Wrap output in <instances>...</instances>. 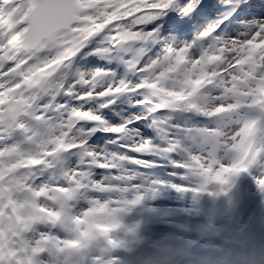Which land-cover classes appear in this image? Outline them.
I'll return each mask as SVG.
<instances>
[{
	"label": "snow or ice",
	"instance_id": "6c2138e0",
	"mask_svg": "<svg viewBox=\"0 0 264 264\" xmlns=\"http://www.w3.org/2000/svg\"><path fill=\"white\" fill-rule=\"evenodd\" d=\"M244 173L264 192V0H0V264H118L131 208Z\"/></svg>",
	"mask_w": 264,
	"mask_h": 264
},
{
	"label": "bare ground",
	"instance_id": "6f19581e",
	"mask_svg": "<svg viewBox=\"0 0 264 264\" xmlns=\"http://www.w3.org/2000/svg\"><path fill=\"white\" fill-rule=\"evenodd\" d=\"M243 182L241 175L233 177L230 179L229 185L224 186L223 189L220 186H213L210 190L214 194L209 195L206 193L205 197H201V195L198 197L194 196L191 192L181 193V197H179L181 200L175 202L181 207L178 213L176 212L178 208H160L155 206L158 202L157 200H153L151 197L145 198L141 204L134 206L123 215L132 216L125 218L121 223L122 228L111 235V237L114 236L116 238L115 241L120 246L112 250L106 258L116 257L118 264H144L145 258H150L152 249L168 235H174L172 233L175 230V233L193 237L195 240L192 245L183 239L176 238L188 253L189 264H191L203 251L221 245L224 236L229 235V232L233 230L231 227L234 226L233 223L237 219L236 214L240 212L238 194L243 189ZM165 193L175 194V192L167 189H165L163 194ZM127 198L131 200L134 196L129 194ZM211 207H215L217 210L221 208V211L211 212L209 211ZM142 210L144 212L152 211L153 214L157 215L155 217L157 221H163L170 217L180 225H172L173 228L169 232L163 226L154 225V219L145 221L139 218L138 214ZM130 221L134 222L131 223ZM209 223H212L215 227L213 232L210 233L205 229V226ZM197 227H200V233L197 231ZM103 242L107 243L102 238V242L99 240L95 244L92 253L94 256L99 255L106 249V247L102 246Z\"/></svg>",
	"mask_w": 264,
	"mask_h": 264
},
{
	"label": "rangeland",
	"instance_id": "374dc122",
	"mask_svg": "<svg viewBox=\"0 0 264 264\" xmlns=\"http://www.w3.org/2000/svg\"><path fill=\"white\" fill-rule=\"evenodd\" d=\"M242 180H244L243 189L238 194L239 195V203H240V212L236 214L237 219L235 221L234 226L231 227L233 230L229 232V235H237V236H250L254 237L262 242H264V192H261L255 181L252 178V175L244 173L241 174ZM167 190H171L175 192L174 195H171V193H165L163 195H160V193L157 194V197L153 198V200H157V204L155 206L160 208H178L176 209V212L180 211L179 208H181L177 203H175L181 197V193L177 192L174 188H167ZM165 191V190H164ZM159 192H162L159 191ZM158 195L162 196L163 198H159ZM201 197H205L206 193L200 194ZM174 196V199H173ZM178 198V199H177ZM154 206V205H153ZM209 211L215 212V211H221V208L217 210V208H209ZM181 214V213H180ZM132 215L129 216H122L121 217V223L125 220V218H130ZM140 216V217H139ZM157 215L153 214V212H144L143 210L138 214L139 218L144 219L145 221H152L151 219H154V225H160L163 226L167 231L171 232L170 226L172 224L174 225H180L176 222V220L171 219L170 217L163 221H157L155 219ZM135 221V220H134ZM134 221H130L133 223ZM149 224V223H148ZM180 227V226H179ZM205 229H207L210 232H213L215 229L214 225L212 223H209L205 226ZM197 231L200 233V227H197ZM174 234V233H172ZM176 238L183 239L188 244L195 243L193 237H184L182 238L178 233L174 234ZM113 240L116 238L114 236L111 237ZM102 242V238L100 239ZM101 246V245H100ZM104 247H108L107 243L103 242ZM262 256H264V247H262ZM192 257V255H190ZM112 259H117L116 257H112Z\"/></svg>",
	"mask_w": 264,
	"mask_h": 264
},
{
	"label": "clouds",
	"instance_id": "9594fccd",
	"mask_svg": "<svg viewBox=\"0 0 264 264\" xmlns=\"http://www.w3.org/2000/svg\"><path fill=\"white\" fill-rule=\"evenodd\" d=\"M264 242L250 236L226 235L221 245L203 251L191 264H264ZM144 264H189L185 248L174 235H168L145 258Z\"/></svg>",
	"mask_w": 264,
	"mask_h": 264
}]
</instances>
